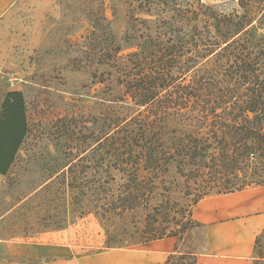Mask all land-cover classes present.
I'll return each mask as SVG.
<instances>
[{
  "label": "rangeland",
  "instance_id": "obj_1",
  "mask_svg": "<svg viewBox=\"0 0 264 264\" xmlns=\"http://www.w3.org/2000/svg\"><path fill=\"white\" fill-rule=\"evenodd\" d=\"M238 2L26 0L17 4L0 23L4 73L0 92L21 91L28 129L0 189V264H38L41 260L34 249L42 236L66 230L80 238L82 256L107 250L100 221L93 215L79 218L75 180H92L93 170L82 167L93 166L98 154L109 156L108 137L118 136L113 143L118 145L140 129L146 113L141 116L145 108L135 105L139 92L148 89L160 102L166 97L175 102L184 92L176 87L191 82L184 69L171 78L174 61L135 65L128 55L137 52L139 41L166 33L168 25L159 23L164 17L186 19L192 5L201 11L205 5L231 13ZM173 37L168 33L166 40ZM84 157L88 159L80 162ZM67 165L71 167L64 169ZM203 240V230H195L178 239L176 248L187 251ZM258 240L254 264H264V231Z\"/></svg>",
  "mask_w": 264,
  "mask_h": 264
},
{
  "label": "trees",
  "instance_id": "obj_2",
  "mask_svg": "<svg viewBox=\"0 0 264 264\" xmlns=\"http://www.w3.org/2000/svg\"><path fill=\"white\" fill-rule=\"evenodd\" d=\"M202 8L192 5L186 19L162 18L166 33L139 41L128 55L135 65L174 61L171 78L184 69L190 85L176 87L184 92L175 102L139 92L135 105L146 113L140 129L122 144L108 137L109 156L98 154L93 166L82 167L93 170L92 180H75L79 218L100 221L107 250L180 239L203 229L193 219L202 200L264 187V0H239L231 13ZM27 125L22 93H8L0 115V174L14 163ZM202 248L203 241L187 251L175 248L165 264H198Z\"/></svg>",
  "mask_w": 264,
  "mask_h": 264
},
{
  "label": "crops",
  "instance_id": "obj_3",
  "mask_svg": "<svg viewBox=\"0 0 264 264\" xmlns=\"http://www.w3.org/2000/svg\"><path fill=\"white\" fill-rule=\"evenodd\" d=\"M22 1L26 0H0V23ZM11 92L21 91L8 88L0 92V115ZM5 176L0 174V189ZM193 219L203 225L198 264H254L256 242L264 231V187L206 198L194 208ZM177 242V238H169L82 256L80 238L66 230L43 235L34 256L40 258L38 264H165Z\"/></svg>",
  "mask_w": 264,
  "mask_h": 264
},
{
  "label": "built area",
  "instance_id": "obj_4",
  "mask_svg": "<svg viewBox=\"0 0 264 264\" xmlns=\"http://www.w3.org/2000/svg\"><path fill=\"white\" fill-rule=\"evenodd\" d=\"M0 75L4 76V73L0 70Z\"/></svg>",
  "mask_w": 264,
  "mask_h": 264
}]
</instances>
